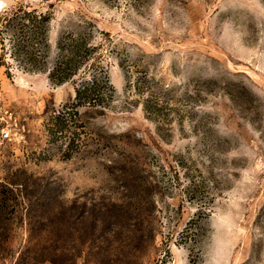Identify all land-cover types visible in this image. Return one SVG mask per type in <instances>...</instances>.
Returning a JSON list of instances; mask_svg holds the SVG:
<instances>
[{
	"label": "rangeland",
	"instance_id": "374dc122",
	"mask_svg": "<svg viewBox=\"0 0 264 264\" xmlns=\"http://www.w3.org/2000/svg\"><path fill=\"white\" fill-rule=\"evenodd\" d=\"M20 4L54 11L53 45L94 24L115 95L73 108L82 73L0 39V128L26 138L0 143V264H264V0Z\"/></svg>",
	"mask_w": 264,
	"mask_h": 264
},
{
	"label": "trees",
	"instance_id": "16d2710c",
	"mask_svg": "<svg viewBox=\"0 0 264 264\" xmlns=\"http://www.w3.org/2000/svg\"><path fill=\"white\" fill-rule=\"evenodd\" d=\"M54 16V11L41 10L33 5L20 4L2 9L0 39L10 42V57L17 61L20 68L45 73L54 84H64L82 73L76 82L71 106L105 109L114 97L115 89L103 66H100V58L95 53L97 46L90 41L91 29L96 26L88 23L91 29L84 27L73 35L60 32L53 45L49 30ZM70 109L66 108L52 118L57 130L49 126V134L60 132L71 139L70 127L76 112Z\"/></svg>",
	"mask_w": 264,
	"mask_h": 264
},
{
	"label": "built area",
	"instance_id": "2783aa9c",
	"mask_svg": "<svg viewBox=\"0 0 264 264\" xmlns=\"http://www.w3.org/2000/svg\"><path fill=\"white\" fill-rule=\"evenodd\" d=\"M26 141L25 134L22 131L13 132L11 128H0V143L19 142L24 143Z\"/></svg>",
	"mask_w": 264,
	"mask_h": 264
}]
</instances>
